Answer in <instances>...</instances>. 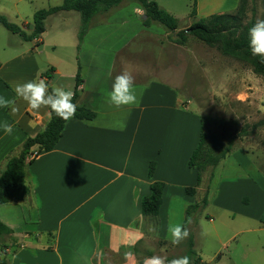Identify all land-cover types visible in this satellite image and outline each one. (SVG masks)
I'll return each instance as SVG.
<instances>
[{
	"label": "crops",
	"instance_id": "obj_1",
	"mask_svg": "<svg viewBox=\"0 0 264 264\" xmlns=\"http://www.w3.org/2000/svg\"><path fill=\"white\" fill-rule=\"evenodd\" d=\"M23 1L15 0L16 15L23 12L18 10ZM152 1L181 24L177 13L159 0ZM195 2L196 17L234 12L239 5V0ZM211 7L214 10L208 11ZM35 12L31 11V16ZM0 14L10 15L2 0ZM145 20V11L137 3L100 11L90 19L78 51L79 67L67 74L71 82L65 89L74 92L75 77L80 72L83 83L76 106H86L97 115L90 121L76 118L67 121L54 150L43 152L26 165L30 196L0 206V222L12 230L2 240L5 246L2 258L9 264H138L139 256L148 254L142 246L150 235V227L156 226L160 239H169L166 229L176 200H183L185 205L180 207L184 221L196 196L186 190L197 184L198 172L189 166V160L202 128L198 116L186 110L178 72L165 70L156 59L163 30L145 26ZM28 24L32 23L25 21L23 26ZM7 31V34L0 31V96L14 99L18 111L0 108V121L7 120L13 125L11 135L0 129V171L11 153L18 151L28 137L43 132L51 121L49 108L34 111L16 98L15 85L42 79L50 89L54 84L60 85L62 76H66L56 67L48 73L51 79L45 73L40 75L35 49L18 34ZM120 36L123 38L120 49L110 52L98 47L99 38H104V42L115 37L122 39ZM31 42L35 47L43 41L40 38ZM118 63L120 71L127 69L134 76L139 106L116 108L107 102L115 77L112 71ZM182 106L186 108L181 110ZM234 157L240 164L252 166L243 152L235 153ZM151 162L156 165L150 178ZM255 173L239 182L247 190H255L258 194L255 197L264 201V187L259 183L264 184V179L258 171ZM154 182L164 183L162 206L158 217H145L141 199L151 195L150 186ZM220 195L228 200L234 193L227 188ZM207 200L209 203V197ZM260 206L263 214L264 202ZM192 220L187 225L189 232ZM194 256L203 264L196 251Z\"/></svg>",
	"mask_w": 264,
	"mask_h": 264
},
{
	"label": "rangeland",
	"instance_id": "obj_2",
	"mask_svg": "<svg viewBox=\"0 0 264 264\" xmlns=\"http://www.w3.org/2000/svg\"><path fill=\"white\" fill-rule=\"evenodd\" d=\"M65 1L33 0L30 3L24 0L18 9L23 12L16 15L15 0H2V6L10 11V15H0L22 27L25 21L33 23L38 11L62 5ZM126 3L135 2L126 1L123 4ZM159 3L177 13L181 24L174 32L167 31L158 23L151 24L164 33L156 59L163 63L165 70L178 72V86L184 96V105L188 107L182 106L181 110L186 108L195 113L207 140L210 143L218 141L224 148L230 149V154L216 167H209L203 172L202 183L197 187L191 203L196 205V209L190 217L186 214L184 221L181 220L183 200H176L172 205L171 223L184 224L187 216L193 219L189 237L180 245H173L170 239H160L156 226H153L150 229L154 230L149 229L150 235L142 248L150 256L159 255L171 260L186 255L194 239V250L203 264H264V213L260 206L264 201L262 197H255L258 195L255 190H247L239 182L253 174L255 176L256 171L264 179V124L261 125L264 121V76L255 74L249 63L224 54L219 42L207 43L186 31L196 21L210 17L190 16L196 10L195 0H159ZM33 10L36 12L31 16ZM213 10L211 7L208 11ZM26 13L28 16H24ZM258 18L264 19V0H248L242 24ZM45 27L46 31L41 36L43 42L34 47L30 41L29 45L36 51L40 75L59 68L66 76H62L60 85L54 84L53 87L66 88L71 82L67 74L79 67L78 51L84 39L80 42L81 16L79 13L62 12L46 19ZM1 30L8 33L3 26H0ZM179 32H183V36H179ZM110 39L102 42L104 38H99L98 47L110 52L121 48L123 38ZM150 53L155 52L151 49ZM116 66L112 71L115 76L121 72V65L118 63ZM84 70L86 73L87 69ZM237 152H243L253 167L240 164L234 157ZM259 183L264 187L262 182ZM227 188L234 193L233 197L229 195L228 200L220 195ZM205 197H209L206 207L203 205ZM190 264L201 263L193 255Z\"/></svg>",
	"mask_w": 264,
	"mask_h": 264
},
{
	"label": "trees",
	"instance_id": "obj_3",
	"mask_svg": "<svg viewBox=\"0 0 264 264\" xmlns=\"http://www.w3.org/2000/svg\"><path fill=\"white\" fill-rule=\"evenodd\" d=\"M126 1L139 4L145 11V26H150L153 22L162 25L169 32H174L179 27V20L170 15L167 11L161 9L159 5L152 0H66L62 5L38 11L34 15L32 24L22 27L13 24L6 17L0 15V24L14 34L20 35L25 41L39 40L46 31L45 21L48 17L60 13L62 11H77L82 16V27L80 31V42L88 30V23L93 15L100 11H108L118 7ZM248 0H239V5L233 13L215 14L208 18H203L193 23L186 31L191 35L199 38L207 43L221 44V50L224 54L238 58L249 63L253 72L257 75L264 76V63L260 62L259 57L251 55L249 49L248 30L255 23L252 19L248 24L243 25L242 19L247 13ZM196 17V10L191 14ZM183 32H179V36H183ZM54 70V69H53ZM51 79L49 74L46 75ZM83 83L80 72L75 77V88L73 103L80 95V86ZM52 88L49 90L51 91ZM51 113V121L45 130L35 137H28L22 147L11 153L6 160L5 166L0 171V206L21 202L26 200L31 194V187L27 184L25 177V169L28 163H32L36 157L43 152L54 150L63 136V131L67 121L57 117L55 113ZM96 112L86 106L78 107L75 114L79 120H93ZM264 121L261 122V125ZM230 154V149L224 148L218 141L210 143L204 132L201 133L199 143L193 151L189 166L197 169V184L194 188H187L189 195H196L197 187L203 180V172L209 167H216L222 160ZM155 162H151L149 167V177L151 178L155 170ZM151 195L141 199V210L145 217L156 218L163 202L164 183L154 182L150 186ZM208 204L207 197L203 199V205ZM187 215L190 217L196 205L189 207ZM187 219L185 222L189 219ZM184 226L187 227V223ZM12 230L4 223L0 222V250L4 253L5 246L2 240L6 236H10ZM193 241L187 251L189 259L195 254ZM138 252V250H137ZM150 256V254H148ZM145 258H138V264H143ZM0 264H9L5 258H0Z\"/></svg>",
	"mask_w": 264,
	"mask_h": 264
},
{
	"label": "clouds",
	"instance_id": "obj_4",
	"mask_svg": "<svg viewBox=\"0 0 264 264\" xmlns=\"http://www.w3.org/2000/svg\"><path fill=\"white\" fill-rule=\"evenodd\" d=\"M249 49L252 56L259 57L264 63V19L258 18L248 30ZM15 97L23 100L28 108L38 111L42 107L49 108L57 117L64 121H70L75 117L77 106L73 103L74 92L56 86L49 90V84L44 80H31L25 83H18L14 88ZM107 102L116 108L125 106H139L140 99L135 91V80L132 73L124 69L115 76L111 90L107 93ZM0 108H10L13 113L18 111L16 101L0 96ZM0 129L5 134L11 135L13 125L7 120L0 121ZM185 223L190 224L191 218ZM154 230V229H150ZM167 234L173 245H180L190 235L189 229L181 223H169ZM4 256L0 252V258ZM143 264H190L187 255L168 260L164 256L153 255L146 257Z\"/></svg>",
	"mask_w": 264,
	"mask_h": 264
}]
</instances>
